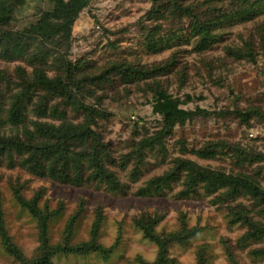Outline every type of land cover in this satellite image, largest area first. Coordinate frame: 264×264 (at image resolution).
<instances>
[{"label":"rangeland","instance_id":"374dc122","mask_svg":"<svg viewBox=\"0 0 264 264\" xmlns=\"http://www.w3.org/2000/svg\"><path fill=\"white\" fill-rule=\"evenodd\" d=\"M204 1L181 3L191 7L196 16L205 12L208 15L209 6ZM168 3L164 0L162 4ZM13 5L9 23L0 24V35L27 30L54 9L55 1L14 0ZM157 6L154 0H90L72 30L68 60L72 65L80 64L72 80L83 81L80 90L85 103L109 115L99 121L98 131L112 145L118 161L130 152L134 141L163 129L164 117L154 110L157 90L180 100L184 110L201 109L208 115H198L167 130L165 154L147 153L137 183L132 184L130 179L133 162L126 171L115 168L119 178L132 186L126 196L95 185L74 187L34 176L19 167L0 166L4 225L27 259L40 255L41 228L39 221L18 203L16 193L27 200L40 196L39 207L47 206L49 212L56 213L48 223L50 245L64 244L73 221L70 244L90 241L94 223L101 215L97 242L104 248H114L111 256L104 259L99 253L60 254L52 264H141L140 259L154 263L159 247L136 227L135 220L141 217L159 219L155 226L158 235L180 232L184 226L199 231L187 245L174 242L169 246L170 264H234L231 256L238 264H264V255L251 254L264 248V243L239 247L246 229L229 224L228 210L212 201L216 195L199 190L190 198H182V182L161 195H135L138 188L162 176L178 158L226 174H243L264 189V40L260 34L264 0H214L211 6L218 9L219 15L250 8L252 16L217 28L214 34L220 39L203 51L197 49L199 41L190 38L192 17H157ZM151 39L156 43L162 40L156 51ZM230 48L246 53L252 48L253 56L238 59L228 53ZM56 53L49 63L59 56ZM56 66L48 67L49 77L57 75ZM18 67L31 74L32 68L24 61L0 57V70L6 71L9 82V93L5 83L0 84L5 99L14 90ZM128 69L144 71L146 76H128ZM53 106L63 110L60 100L50 101L49 107ZM66 112L68 120L82 121V116ZM45 120L57 123L53 118ZM0 131L8 134L10 127H0ZM211 145L218 147L215 157L203 159L196 154ZM239 201L249 204L245 199ZM258 220L264 223V218ZM0 264H21L5 252L1 238Z\"/></svg>","mask_w":264,"mask_h":264},{"label":"trees","instance_id":"16d2710c","mask_svg":"<svg viewBox=\"0 0 264 264\" xmlns=\"http://www.w3.org/2000/svg\"><path fill=\"white\" fill-rule=\"evenodd\" d=\"M54 1V9L45 13L27 30L5 32L0 35V57L5 61L22 60L32 68L30 75L24 68H17L18 80L13 82L14 90L7 99L5 94L0 92V127L5 125L10 127L8 134L0 131V166L6 164L11 168L19 167L34 176L49 178L74 187L95 185L103 187L109 193L126 196L132 190V186L124 183L114 169L126 171L128 165L133 162L135 168L130 172V179L132 184L137 183L140 179V165L143 164L147 153L165 154L164 139L167 130L172 131L176 124L184 125L198 115L208 114L201 109L184 110L180 108V100L157 90L154 110L164 117L163 129L143 137L140 141H134L130 146V152L121 155L118 161L112 151V145L105 142L102 133L98 131L99 121L106 120L109 115L97 106L89 105L82 100L80 89L83 81L72 80L74 69L80 64L72 65L68 60L74 23L90 0ZM154 1L158 5L157 17H192L190 38L199 41L197 49L202 51L209 49L220 39L219 35L214 34L217 28L252 16L250 8L229 14L221 12L219 15L216 12L218 9L211 6L214 0L204 1V4L209 6L210 13L207 15L208 12H205L199 16L194 14L191 7L182 6L183 0H168L169 3L165 5L162 4L164 0ZM13 2L14 0H0V24H8L11 20ZM199 8L197 7L198 10ZM215 12L217 14L212 16ZM260 32L264 40V26L260 28ZM151 43H154L153 51H156L162 40L156 43L151 39ZM56 48H64V51ZM55 50L59 52L56 53L59 56L49 63V59L57 52ZM228 53L238 59L253 56L252 48H248L247 53L243 49L230 48ZM55 65L58 73L51 78L47 74V69ZM128 70L130 71L128 76L137 74L140 75L139 78L146 76L144 71ZM6 74V71L0 70V84L5 83V90L9 93ZM55 100H60L63 110L57 106L49 107L50 101ZM69 110L82 116V121L68 120L66 111ZM29 113L36 117L35 120L30 118ZM47 118H53L57 123L45 120ZM218 153V147L211 145L196 154L200 158L209 159ZM181 182L183 190L179 196L182 198H190L199 190L207 195H216L212 201L228 210L229 224H238L246 229L238 241L239 247L264 243V223L258 220L264 218V189L243 174H226L202 167L191 160L178 158L162 176L152 178L145 186L138 188L135 195L140 197L161 195ZM15 195L21 207L39 221L42 241L38 258L27 259L5 228L0 195L1 243L5 252L19 263L52 264L53 258L60 254L86 256L90 253H99L104 259H108L113 253L114 248H104L97 242L101 224L100 214L94 223L90 241L77 245L70 244L73 221L67 229L64 244L50 245L46 235L48 223L56 213L49 212L47 206L44 209L39 207L40 196L27 200L19 193ZM240 199L248 200L249 204L242 203ZM158 221L157 218L141 217L135 220V225L143 231L146 238L159 247L158 259L152 264H170L169 246L174 242L187 245L199 231L189 230L184 226L180 232L158 235L155 232ZM251 254L262 256L264 248L252 250ZM231 259L234 264H238L232 256ZM139 262L148 264L141 259Z\"/></svg>","mask_w":264,"mask_h":264}]
</instances>
